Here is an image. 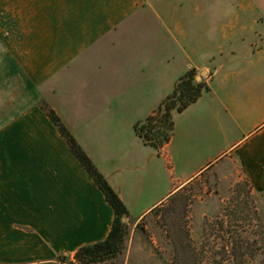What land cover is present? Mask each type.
<instances>
[{
  "label": "crops",
  "instance_id": "crops-1",
  "mask_svg": "<svg viewBox=\"0 0 264 264\" xmlns=\"http://www.w3.org/2000/svg\"><path fill=\"white\" fill-rule=\"evenodd\" d=\"M0 36L129 218L211 169L264 196V0H0ZM191 69L208 89L146 145L134 125ZM114 216L40 104L0 127V264L72 256Z\"/></svg>",
  "mask_w": 264,
  "mask_h": 264
},
{
  "label": "rangeland",
  "instance_id": "rangeland-1",
  "mask_svg": "<svg viewBox=\"0 0 264 264\" xmlns=\"http://www.w3.org/2000/svg\"><path fill=\"white\" fill-rule=\"evenodd\" d=\"M4 40L0 36V127L32 103H47L26 80ZM126 220V248L97 264H264V196L248 181L224 177L216 169L141 219Z\"/></svg>",
  "mask_w": 264,
  "mask_h": 264
},
{
  "label": "trees",
  "instance_id": "trees-1",
  "mask_svg": "<svg viewBox=\"0 0 264 264\" xmlns=\"http://www.w3.org/2000/svg\"><path fill=\"white\" fill-rule=\"evenodd\" d=\"M196 75L197 71L195 69L187 71L176 82L173 91L161 102L155 113L134 125L136 134L146 145L157 149L167 143L174 131L175 113L183 111L198 100L203 90L208 89L206 82L197 80ZM40 106L56 125L60 134L64 137L88 174L102 190L107 201L112 206L115 216L111 230L106 238L79 247L73 254L74 261L71 260L70 254L61 253L54 259L33 264H73V262L76 264H97L112 260L122 253L127 246L130 227L128 221H124L123 218L128 219L130 216L128 207L80 146L55 110L47 103H43Z\"/></svg>",
  "mask_w": 264,
  "mask_h": 264
},
{
  "label": "water",
  "instance_id": "water-1",
  "mask_svg": "<svg viewBox=\"0 0 264 264\" xmlns=\"http://www.w3.org/2000/svg\"><path fill=\"white\" fill-rule=\"evenodd\" d=\"M201 78V76H197V79H200ZM123 220L125 221L126 220V218H123Z\"/></svg>",
  "mask_w": 264,
  "mask_h": 264
}]
</instances>
